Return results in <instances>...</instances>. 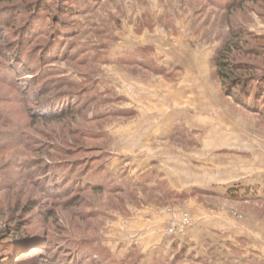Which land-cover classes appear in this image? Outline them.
Wrapping results in <instances>:
<instances>
[{
  "label": "rangeland",
  "instance_id": "rangeland-1",
  "mask_svg": "<svg viewBox=\"0 0 264 264\" xmlns=\"http://www.w3.org/2000/svg\"><path fill=\"white\" fill-rule=\"evenodd\" d=\"M10 2L0 264H231L221 251L264 245V107L243 108L214 67L235 32L236 63L263 81L264 0H30V68L6 40ZM56 93L63 114L39 116Z\"/></svg>",
  "mask_w": 264,
  "mask_h": 264
},
{
  "label": "trees",
  "instance_id": "trees-1",
  "mask_svg": "<svg viewBox=\"0 0 264 264\" xmlns=\"http://www.w3.org/2000/svg\"><path fill=\"white\" fill-rule=\"evenodd\" d=\"M21 8L22 12L19 13V15L12 16L10 18L11 23L9 22L7 25L13 24L14 21L17 22V24L12 25L13 30L9 31V35L7 36V39H11L10 42H8L9 45H13V50L17 49V53L15 57L12 56V58L15 60L16 65H23L22 62L30 61V53L31 56L35 57L36 51L33 49L31 51H28L27 48H29V40H30V20L29 17L32 16L30 11V0H22ZM10 0H0V13H4L7 11V8L2 6L6 4H10ZM40 4V3H39ZM7 6V5H6ZM68 6V5H67ZM71 7H68L70 9ZM41 8L38 12H40ZM46 10V9H45ZM24 14H27V17H24ZM70 14V13H69ZM23 16V17H21ZM39 16V15H38ZM35 16L34 20L38 21L40 17ZM34 25V22L32 23ZM40 27L38 26L37 31H41ZM32 32V31H31ZM40 33L33 32V36H37ZM27 36V37H26ZM15 37V38H14ZM242 39L238 34H235V32H232L231 37L228 40V44L224 45L221 49H219L218 54L216 55L214 59V67L217 72V77L220 82V85L223 89L228 88V86H231V90H241L247 99L246 103L243 102L241 104L243 108H246L252 112L255 113H261L263 114V107H264V76L261 78L263 81H261L259 78L262 76L261 74H254V71L251 67H248L243 64L236 63V50L237 44L241 42ZM1 56V55H0ZM27 65L29 63H26ZM28 65L27 67H29ZM255 68V67H254ZM256 69V68H255ZM254 69V70H255ZM17 70L15 67H12V71ZM5 76H9L7 73H4ZM50 84L43 83L41 85V90L46 92L45 90L48 88ZM9 86V85H7ZM43 87V88H42ZM50 90V89H49ZM231 95V94H230ZM233 96V95H231ZM234 97V96H233ZM63 104V105H62ZM69 102L68 99L65 98V96H62L61 93L56 94H50L48 97L44 100L43 104L41 105V108L39 109L38 115L39 116H61L63 114L64 109H66L65 106H68ZM248 105V106H247ZM262 106V107H261ZM65 107L63 110L61 108ZM65 111V110H64ZM51 175L54 174V171H50ZM57 177V176H56ZM51 178V177H49ZM48 181V182H47ZM94 181V179H93ZM48 184L56 185L54 190H57L58 187V180L51 178V180H46ZM96 182V181H95ZM97 186H92L91 190L93 191H103L102 186L100 182L97 181ZM51 185H49L51 187ZM92 185V183H90ZM51 188V190H52ZM113 192H118L116 188L113 189ZM237 191H229V194L234 197L236 195ZM106 253V251H102ZM77 260L76 262H69L68 264H79V260H81V256H76ZM84 260H88V258H84ZM91 260V259H90ZM93 262V261H92Z\"/></svg>",
  "mask_w": 264,
  "mask_h": 264
},
{
  "label": "crops",
  "instance_id": "crops-1",
  "mask_svg": "<svg viewBox=\"0 0 264 264\" xmlns=\"http://www.w3.org/2000/svg\"><path fill=\"white\" fill-rule=\"evenodd\" d=\"M163 219L160 221L161 223H163ZM156 227H159V226H156ZM155 227V228H156ZM154 232L152 233H155L156 235L159 234V230H153ZM187 232V230L185 231ZM162 234V233H161ZM160 234V235H161ZM243 235H232L233 239H236L237 241L236 242H239L240 238L242 237ZM230 237V236H229ZM234 248L235 249H238L240 248L238 243L236 245H234ZM260 248V249H259ZM251 249L254 251L252 253H248V254H241L240 256H237L234 254L231 253H225L223 254L222 251L220 252V257H224L223 261L226 263V261L228 260L231 264L234 263V264H264V245L262 244H258V242H254ZM254 256V260L251 259L249 256ZM253 260V261H252Z\"/></svg>",
  "mask_w": 264,
  "mask_h": 264
},
{
  "label": "built area",
  "instance_id": "built-area-1",
  "mask_svg": "<svg viewBox=\"0 0 264 264\" xmlns=\"http://www.w3.org/2000/svg\"><path fill=\"white\" fill-rule=\"evenodd\" d=\"M167 234L168 235H172L174 233V228L173 227H169L167 230H166Z\"/></svg>",
  "mask_w": 264,
  "mask_h": 264
}]
</instances>
